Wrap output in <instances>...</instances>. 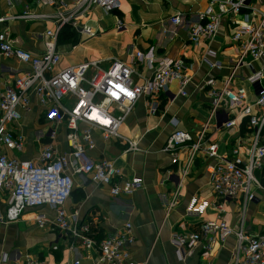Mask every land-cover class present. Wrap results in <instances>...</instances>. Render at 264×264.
<instances>
[{"label":"built area","instance_id":"2783aa9c","mask_svg":"<svg viewBox=\"0 0 264 264\" xmlns=\"http://www.w3.org/2000/svg\"><path fill=\"white\" fill-rule=\"evenodd\" d=\"M251 1L223 0L219 1L218 8L221 13L232 15L234 31L230 40L238 45L240 58L249 57L262 62L260 69L246 77L248 83L257 85L255 99L245 103V89L228 86L231 76L221 88L215 86L214 79L203 83L212 113L215 114L223 102L238 110V117H226L221 128L231 129L243 122L249 130L248 142L231 147L227 157H219L216 144H205L206 123L192 137L188 132L177 129L176 121L170 119L173 130L161 151L171 154L173 163L178 162L181 151L185 153V158L179 169L180 180L166 201V212L177 205L181 180L189 174L200 153L214 160L207 166V173L216 199L232 200L241 195L246 204L255 198L253 188L262 187L254 172L260 171L264 165V12L251 6ZM36 2L53 10L49 14L23 13L25 18L52 22V27L42 33L43 52L33 54L0 38V58L14 59L28 66L27 71L21 72L0 91V196L4 200V210H0V227L17 222L25 213L31 212L32 221L38 228L64 234L70 241L71 251H75L76 247L86 251L96 249L99 264H147L146 261L136 262L131 256L128 247L133 244L134 236L130 223H125L122 229L107 234L97 242L90 236L93 225L80 220L77 210L68 212L65 202L73 189V177L79 173L89 175L96 186H108L113 198L129 196L143 188L140 177L126 178L112 161L92 159L88 153L95 147L92 131H98L103 141L122 140L126 144L125 151L138 150L136 143L118 134L120 125L138 99L146 98L148 114H158L161 95L167 92L169 83L176 81L178 94L186 96V85L191 78L185 74V66L180 59L154 58L152 54L132 50L129 51V63L114 58L103 67L100 61H83L54 71L61 59L56 44L61 27L69 25L80 34L95 37L96 31L81 20L92 8L104 13L119 10V0ZM249 15L257 16L259 21H246ZM181 21V15L169 20L176 25ZM218 23V14L209 11L199 14L197 21L188 28V41L196 45L200 40L211 39ZM114 28L120 33L127 30L119 17ZM140 64H146L151 70L148 76L138 71ZM32 101L42 113L48 142L42 144L34 159L10 156L9 153H20L25 148V138L19 129L20 119L22 114L31 111ZM62 129L68 147L65 152H59L54 146ZM45 208L51 211V216L42 211ZM216 208L222 212L221 204H216ZM197 209V198H189L185 213L192 214ZM231 235L236 240L231 264H264V234H246L242 222L238 227H231L220 218L205 220L196 231L172 233L170 243L182 260L197 248L210 251L216 243L224 242ZM2 259L6 260V255ZM21 264L45 263L27 257ZM61 264L81 262L74 257Z\"/></svg>","mask_w":264,"mask_h":264},{"label":"crops","instance_id":"0c3cea01","mask_svg":"<svg viewBox=\"0 0 264 264\" xmlns=\"http://www.w3.org/2000/svg\"><path fill=\"white\" fill-rule=\"evenodd\" d=\"M219 1L223 0H119V10L104 13L92 8L81 20L96 31L95 37H87L74 30L76 44L57 45L61 59L54 71L88 59L100 61L103 67L114 58L129 63V51L132 50L152 54L154 58L180 59L184 63L185 74L191 78L186 85V96L178 94L176 81L169 83L167 92L161 95L158 114H148L146 98L138 99L118 130L123 138L136 143L138 150L125 151L126 144L122 140L103 141L98 131H92L95 147L88 151L92 159L112 161L126 178L140 177L143 188L129 196L113 198L108 186H96L90 181L89 175L79 173L73 177V189L65 202L68 212L77 210L80 220L92 224L100 231L101 237L130 223L134 242L128 248L136 262L231 264L236 245L234 235L222 243H216L210 251L197 248L182 260L175 253L170 243L171 234L196 231L205 220L220 218L231 227H238L242 222L246 234H264V165L256 172L262 187L253 188V201L244 204L241 195L232 200H219L212 194L208 182L207 166L213 164L214 160L200 153L189 174L181 180L177 205L168 212L165 208L170 193L180 180L179 169L185 158V153L181 151L178 162L173 163L172 155L161 151L173 130L170 119L176 121L177 129L188 132L192 137L206 123L205 144H216L219 157H227L231 147L248 142L249 130L243 122L231 129L221 128L226 117H238V110L223 102L220 109L212 113L210 100L203 88L204 81L208 79H214L215 86L221 88L231 76L228 86L231 89H245V103H251L255 99L257 85L248 83L246 77L260 69L262 64L260 60L249 57L240 58L239 49L230 40L234 31L232 15L220 12ZM250 5L264 12V0H253ZM52 11L40 6L36 0H0V38L33 54H41L42 33L52 27V22L25 18L23 13L49 14ZM206 11L219 15L218 27L211 39L200 40L193 45L187 39L188 28L197 21L199 14ZM176 15L182 16L178 25L169 22ZM117 17L123 20L127 28L125 32L109 30ZM246 21L256 23L259 18L249 15ZM262 41L264 44V35ZM27 70L26 64L0 58V91ZM138 71L145 76L151 73L146 64H140ZM239 80L241 84H237ZM246 85L250 88H246ZM43 128L47 127L42 113L32 101L31 111L22 114L20 119L19 129L25 138V148L20 153L9 155L34 159L42 144L48 142ZM54 146L59 152L68 151L64 129L58 133ZM75 190L82 193L77 202L72 195ZM191 197L197 198L198 209L195 213L186 214L185 206ZM216 204H221V213ZM0 210H4L1 196ZM42 211L52 215L47 208ZM69 243V239L59 231L38 228L32 221V213L28 212L17 222L0 227V264H21L27 257L36 258L45 264H61L74 257L81 264H99L96 249L86 251L76 247L75 251H71ZM3 255H6V260L2 259Z\"/></svg>","mask_w":264,"mask_h":264},{"label":"trees","instance_id":"16d2710c","mask_svg":"<svg viewBox=\"0 0 264 264\" xmlns=\"http://www.w3.org/2000/svg\"><path fill=\"white\" fill-rule=\"evenodd\" d=\"M77 43V35L75 31L69 26V25H64L61 27L58 35H57V45H62V44H76ZM263 176H264V168H263ZM74 197V201L77 202L79 198L82 197V193L78 190L73 191L72 193ZM93 239H95L97 242H99L103 237L100 236V231L97 230L96 228H92L91 230V235Z\"/></svg>","mask_w":264,"mask_h":264},{"label":"rangeland","instance_id":"374dc122","mask_svg":"<svg viewBox=\"0 0 264 264\" xmlns=\"http://www.w3.org/2000/svg\"><path fill=\"white\" fill-rule=\"evenodd\" d=\"M216 8H217V7H216ZM94 18H95V16H94ZM95 19H96V18H95ZM114 21H115V20H114ZM103 23H104V22H103ZM114 23H115V22H114ZM114 23H111V25H110V27H109V30L115 32L116 30H115V28H114ZM234 44H235V45L237 46V48L239 49L238 45H237L236 43H234ZM64 50H66V48H64ZM88 60L90 61V59H88ZM239 83L241 84L240 80H239V82H238L237 84H239ZM246 83H247V82H246ZM248 85H249V84H248ZM248 85H246V88H250V87H249L250 85H249V86H248ZM46 131H47V128H43V132L46 133ZM118 134L121 136V134H120L119 131H118ZM256 172H257V171L254 172L255 175H257Z\"/></svg>","mask_w":264,"mask_h":264},{"label":"water","instance_id":"95a60500","mask_svg":"<svg viewBox=\"0 0 264 264\" xmlns=\"http://www.w3.org/2000/svg\"><path fill=\"white\" fill-rule=\"evenodd\" d=\"M82 177V176H81Z\"/></svg>","mask_w":264,"mask_h":264}]
</instances>
